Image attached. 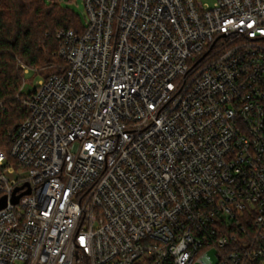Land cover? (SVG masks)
Wrapping results in <instances>:
<instances>
[{"label":"built area","instance_id":"2783aa9c","mask_svg":"<svg viewBox=\"0 0 264 264\" xmlns=\"http://www.w3.org/2000/svg\"><path fill=\"white\" fill-rule=\"evenodd\" d=\"M84 2L16 95L0 264H264V0Z\"/></svg>","mask_w":264,"mask_h":264},{"label":"trees","instance_id":"16d2710c","mask_svg":"<svg viewBox=\"0 0 264 264\" xmlns=\"http://www.w3.org/2000/svg\"><path fill=\"white\" fill-rule=\"evenodd\" d=\"M84 28L78 16L57 0H0V147L7 154L13 134L29 114L16 99L24 79L19 60L36 73L57 66L63 63L57 32Z\"/></svg>","mask_w":264,"mask_h":264},{"label":"rangeland","instance_id":"374dc122","mask_svg":"<svg viewBox=\"0 0 264 264\" xmlns=\"http://www.w3.org/2000/svg\"><path fill=\"white\" fill-rule=\"evenodd\" d=\"M48 3H50L52 0H45ZM205 2H209L210 0H204ZM57 3L65 9H69L73 11L78 18L80 19L81 23L83 26H86L87 21H88V15L86 13V7H85V2L84 0H57ZM43 75L49 73V69H43L40 71ZM41 73H35V72H30L25 76V79H27L28 83L26 85V88H31L32 84L29 83V81L34 78V83H37L38 81L43 78V75ZM24 80V79H23ZM212 257H215V255H212Z\"/></svg>","mask_w":264,"mask_h":264},{"label":"water","instance_id":"95a60500","mask_svg":"<svg viewBox=\"0 0 264 264\" xmlns=\"http://www.w3.org/2000/svg\"><path fill=\"white\" fill-rule=\"evenodd\" d=\"M27 193H30V189L26 190L25 192H23V193H21V194H19V195H15V196L13 197L12 201H13L14 203H17V202L19 201L20 197H21L22 195H24V194H27ZM6 205H7V198H6V197L1 198V199H0V209L3 208V207H5Z\"/></svg>","mask_w":264,"mask_h":264}]
</instances>
